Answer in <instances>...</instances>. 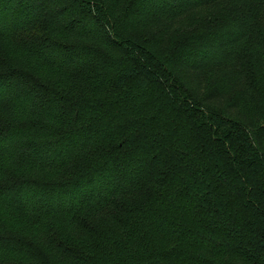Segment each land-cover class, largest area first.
<instances>
[{
  "label": "trees",
  "instance_id": "16d2710c",
  "mask_svg": "<svg viewBox=\"0 0 264 264\" xmlns=\"http://www.w3.org/2000/svg\"><path fill=\"white\" fill-rule=\"evenodd\" d=\"M221 1L0 0V264H264L260 12L154 34Z\"/></svg>",
  "mask_w": 264,
  "mask_h": 264
},
{
  "label": "rangeland",
  "instance_id": "374dc122",
  "mask_svg": "<svg viewBox=\"0 0 264 264\" xmlns=\"http://www.w3.org/2000/svg\"><path fill=\"white\" fill-rule=\"evenodd\" d=\"M258 9L260 19L254 27V35L258 40L264 42V0H224L216 2L207 7H201L189 12L185 17L171 25H162L154 30V34L169 31L170 44L175 43L193 33L216 28L219 24L230 18L238 16L250 9ZM240 70L244 73L249 88L252 91V101L256 112H260L258 94L253 83V68L246 54L243 55L240 64L230 69H220L207 74V79L211 82L217 81L225 72ZM5 121H0V128L6 126Z\"/></svg>",
  "mask_w": 264,
  "mask_h": 264
}]
</instances>
